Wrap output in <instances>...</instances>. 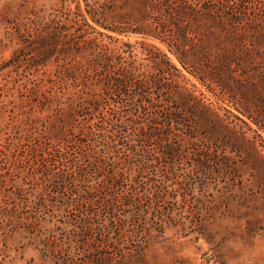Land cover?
<instances>
[{
	"label": "rangeland",
	"instance_id": "374dc122",
	"mask_svg": "<svg viewBox=\"0 0 264 264\" xmlns=\"http://www.w3.org/2000/svg\"><path fill=\"white\" fill-rule=\"evenodd\" d=\"M186 14L0 0V264H264V54Z\"/></svg>",
	"mask_w": 264,
	"mask_h": 264
},
{
	"label": "trees",
	"instance_id": "16d2710c",
	"mask_svg": "<svg viewBox=\"0 0 264 264\" xmlns=\"http://www.w3.org/2000/svg\"><path fill=\"white\" fill-rule=\"evenodd\" d=\"M194 1L196 2L159 0V6L160 9H175V17L179 12L196 15L204 9L223 33L238 36L243 48L252 46V50L258 55L264 54V0H203L200 7L202 0ZM205 23L206 21L196 19V24Z\"/></svg>",
	"mask_w": 264,
	"mask_h": 264
}]
</instances>
